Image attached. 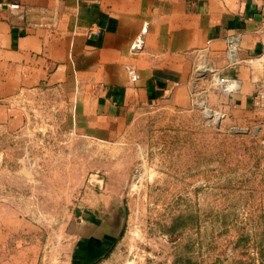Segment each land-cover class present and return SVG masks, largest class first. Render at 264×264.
<instances>
[{
	"label": "crops",
	"instance_id": "1",
	"mask_svg": "<svg viewBox=\"0 0 264 264\" xmlns=\"http://www.w3.org/2000/svg\"><path fill=\"white\" fill-rule=\"evenodd\" d=\"M231 34L241 41L228 67ZM202 63L236 87H210ZM193 91L238 127L264 122V0H0V153L29 132L27 102L59 104L67 131L102 140L154 105L189 108ZM17 162L0 169V264H101L117 227L81 211L53 235L35 219L49 214L37 198L25 204L39 183L33 160Z\"/></svg>",
	"mask_w": 264,
	"mask_h": 264
},
{
	"label": "rangeland",
	"instance_id": "2",
	"mask_svg": "<svg viewBox=\"0 0 264 264\" xmlns=\"http://www.w3.org/2000/svg\"><path fill=\"white\" fill-rule=\"evenodd\" d=\"M199 93L102 140L67 131L59 104L27 102L29 132L2 141L0 169L33 160L25 204L37 198L55 236L81 211L116 226L101 264H264V122L229 123Z\"/></svg>",
	"mask_w": 264,
	"mask_h": 264
},
{
	"label": "built area",
	"instance_id": "3",
	"mask_svg": "<svg viewBox=\"0 0 264 264\" xmlns=\"http://www.w3.org/2000/svg\"><path fill=\"white\" fill-rule=\"evenodd\" d=\"M240 41V34H231L226 37V66L232 67L238 64V49ZM142 43L143 39L142 35H140L131 43V49H140ZM200 56L202 57V54ZM204 64L205 63L198 64L197 67H195V70L196 72L203 73L204 76L207 75L209 77L210 87L219 88L222 91H230L231 89H234L236 87L234 79L223 77L219 75L218 71L213 67H205ZM202 67L204 68V72L200 71V68Z\"/></svg>",
	"mask_w": 264,
	"mask_h": 264
}]
</instances>
